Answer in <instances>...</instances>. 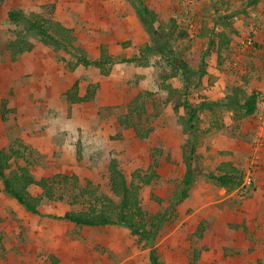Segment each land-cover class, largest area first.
<instances>
[{"label": "rangeland", "instance_id": "obj_1", "mask_svg": "<svg viewBox=\"0 0 264 264\" xmlns=\"http://www.w3.org/2000/svg\"><path fill=\"white\" fill-rule=\"evenodd\" d=\"M80 3L93 14L95 31L82 23ZM143 6L165 25L173 18L177 29L187 32L174 41L165 39L146 59L141 48L151 45L153 36L139 15ZM10 9L40 20L70 15L77 24L75 45L91 58L98 57L97 40L102 39L115 60L141 61L116 62L107 76L94 66L71 68L75 52L54 50L27 31L33 47L12 58L8 44L23 29L8 21ZM230 21L243 24L239 39L253 41L246 53L237 50L234 40L219 47L220 32L237 35ZM127 34L134 36L131 51L121 44ZM158 48L179 66L171 82L186 92L181 98L186 106L221 103L236 86L238 74L264 86V0H0V148L15 140L25 146L24 157L11 163L12 169L27 164L36 179L76 176L75 185H63L67 193H79L89 181L97 194L117 202L109 187L110 158L119 161L129 178L136 169L148 171L155 144L165 148L158 178L139 190L144 218L154 230L150 240L121 225L81 226L57 219L82 207L67 200H43L38 214L28 212L4 191L0 179V264H152V251L159 264H264V87L253 115L238 120L230 107L207 105L197 113L191 135L179 121L188 108L181 105L175 111L158 85V74L170 70ZM248 58L259 60L261 67L250 65ZM75 81L81 94L96 85L94 99L69 102L65 93ZM141 91L150 92L145 95V125L153 128L145 141L130 128L120 131L118 122ZM216 119L220 130L213 127ZM188 140L199 157L192 162L193 180L184 188L182 147ZM221 161L241 170L242 187L227 192L208 178Z\"/></svg>", "mask_w": 264, "mask_h": 264}, {"label": "trees", "instance_id": "obj_2", "mask_svg": "<svg viewBox=\"0 0 264 264\" xmlns=\"http://www.w3.org/2000/svg\"><path fill=\"white\" fill-rule=\"evenodd\" d=\"M139 15L146 18L147 22L144 21V25H147L153 36L152 44L141 48V53L143 55L141 57H144V59L147 58L145 55L146 53H149V51L153 53L165 39L174 41L187 35L186 31L177 29V22L173 18L165 25L163 21L146 6L139 9ZM7 18L9 22L17 26H22L23 29V31L19 30L15 39L8 44V49L12 58L17 57L25 51L31 50L33 47L28 36L24 33L27 31L35 34L41 43L52 46L54 50H64L68 53L75 52L77 60L72 63L71 68L78 65L85 67L94 66L101 75L107 76L110 73L112 64L116 62L141 61L140 57L115 60L112 55L107 53V48L105 46H101L100 55L92 59L87 56L82 48L75 45L76 38L73 34V30L53 19L40 20V18H34L32 15H27L19 9L8 10ZM155 22L159 23L156 28L153 26ZM228 43L229 39L226 32H220L219 47ZM167 46L169 47V45ZM165 52L166 50L158 48V53L166 56L165 60L169 63L170 70L162 69L159 74V85L167 90V101L172 100L175 102V111H178L180 105L188 108L186 116H179V121L183 125L185 132L191 135L195 134L197 113L202 107L207 105H223L230 107L235 110V118L238 120L251 116L256 112L260 93L256 90L247 92L244 78H242L243 84L233 87L231 93L228 94L221 103L202 102L195 107L186 106V104L182 102V97H185L186 92L174 89L165 82L168 78L179 74V66H177L176 62H174L171 57L169 58L167 56L168 54ZM96 88H98L96 85H88L85 93L81 95L79 93L78 81H75L70 89L66 91V99L71 103L89 102L95 97ZM148 94H150V92H139L127 105V112L121 116L118 121L120 125L119 128L121 129L120 131L130 128L135 133V136L143 141L147 140L153 131L152 126L145 125L148 121L145 119L147 112V100H145V95ZM220 123L219 119L212 122L216 130L221 129ZM22 148L25 149V146L20 140H15L13 143L9 144L8 147L0 148V179L4 191L14 198L26 211L38 214L43 200H67L72 207L76 205L82 207L78 210H68L64 212L63 215L56 216L57 219L81 226L121 225L129 228L133 234L139 235L143 239H152L154 230L148 227L146 219L144 218V211L140 205L139 190L142 185H148L158 178L157 168L160 163L159 156L164 153L165 149L162 144H155L152 147V159L148 171L136 169L131 172L129 178L120 167L119 161L115 157L110 158L108 164L109 187L113 195L118 198L117 202L106 194H97L96 188H90L92 186L89 181L87 185L83 186V189L79 193H67L65 191L67 187L64 188L63 185H75L77 182L76 176L56 174L52 177L36 179L27 164L19 165L16 169H12L11 163L24 157ZM182 152V160L186 167L182 186L186 188L195 175L192 162L199 157V154L196 151L195 144L191 142V140H188L187 144L182 147ZM77 153L80 158V151L78 150ZM208 178L214 181L217 186L224 188L227 192L239 189L243 185V173L231 161L218 162L216 165V172H209ZM33 187H39L40 193L33 194L31 192V188ZM86 193H91V195L84 198ZM97 204H99V206ZM199 227H201V225ZM157 259L155 251H152V264H159Z\"/></svg>", "mask_w": 264, "mask_h": 264}, {"label": "crops", "instance_id": "obj_3", "mask_svg": "<svg viewBox=\"0 0 264 264\" xmlns=\"http://www.w3.org/2000/svg\"><path fill=\"white\" fill-rule=\"evenodd\" d=\"M52 1H54L55 2V0H52ZM56 1H60V0H56ZM76 2H77V0H76ZM76 3L74 2V1H71L70 3H69V5L73 8H76V5H75ZM81 5H78L77 4V8L80 10V12H81V14L82 15H85V18H84V20H83V24H85L87 27H93V31H95L96 30V23H94L93 22V20H92V18H93V14H91L90 12H88L87 11V9L86 8H84L85 7V3H80ZM84 8V9H83ZM262 8V7H261ZM58 8H57V5H56V8L54 9V13H55V15H58ZM150 10H152V9H150ZM71 11L72 10H70V13H71ZM155 14H156V12L154 11V10H152ZM158 17V16H157ZM54 20H56V21H59V22H61L64 26H66V27H68V28H71L72 30H73V34H74V36H75V38L76 39H78V37H77V35H76V33H75V29H74V27H76V23L73 21V20H70V15H68L66 18H60V17H55L54 16V18H53ZM160 20H162V19H160ZM170 20H171V18H170ZM117 19H115L114 20V22H113V26L117 23ZM243 24H241L240 22H237V21H230V27H231V30L233 31V32H237V35L235 34V33H231V35H230V37L228 36V39H229V43L228 44H230V42H232L233 40H234V42H235V44H237V47H238V51H240V52H243L244 50H246V48H248V47H251V45L250 46H248L247 44H246V42L244 41V40H241V39H239L240 37H238L239 36V34L241 33V32H239L238 30L239 29H241V28H243V26H242ZM111 28V24H110V27H109V29ZM257 37H256V33L254 34V39H256ZM122 42H121V44L123 45V47L124 48H126V49H129V51H131V45L133 44V39H134V36H133V34H127V35H123L122 36ZM246 39V38H245ZM101 40L102 39H99V40H97L98 41V43H100L99 44V48L101 47V46H105L106 48H107V52L109 53V54H112V53H110V51H109V46H108V44L107 43H105V42H101ZM259 41V40H258ZM252 43H253V41H252ZM255 43H256V41H255ZM228 44H225L226 46L228 45ZM256 45H258L257 43H256ZM131 48V49H130ZM99 51H100V49H99ZM133 52V51H132ZM85 53L87 54V56H89L90 57V55H89V53L88 52H86L85 51ZM243 53H246V52H243ZM100 55V52H99V54H98V56ZM113 55V54H112ZM239 57H240V55H239ZM91 58V57H90ZM254 58V57H253ZM251 59V58H248V63L250 64V65H252L253 67L254 66H259V67H261V65H260V61L259 60H254V59ZM93 59V58H92ZM240 59H242V58H240ZM161 73V72H160ZM159 73V74H160ZM159 74H158V85H159V83H160V79H159ZM244 74H242V75H239L238 74V82H236V86H241L242 84H243V81H242V78H241V76H243ZM174 78H177V76H173V77H170V78H168L165 82L167 83V84H169V85H171V87L172 88H174V89H177V90H182L181 89V85L178 83V82H175V83H173V82H171V80L172 79H174ZM177 80V79H176ZM244 80H245V86L247 87V92H251L252 90H256V91H258L259 93H260V95L262 94V91H263V81H257L256 82V80H254V79H249V78H244ZM246 80H247V82H246ZM261 80V79H260ZM159 87L166 93V95H167V90H165V89H163L160 85H159ZM235 87V86H234ZM81 94V93H80ZM81 95H83V94H81ZM96 95V94H95ZM94 99V98H93ZM133 99V98H132ZM166 103H167V100L165 101ZM130 103V102H129ZM168 103H170V104H172L173 106L175 105V102L174 101H172V100H170ZM180 107H181V105H180ZM180 107L178 108V109H180ZM249 117V116H248ZM247 117V118H248ZM246 119H244V121H245ZM222 128V127H221ZM220 130V129H219ZM71 223V222H70ZM74 224V223H73Z\"/></svg>", "mask_w": 264, "mask_h": 264}, {"label": "built area", "instance_id": "obj_4", "mask_svg": "<svg viewBox=\"0 0 264 264\" xmlns=\"http://www.w3.org/2000/svg\"><path fill=\"white\" fill-rule=\"evenodd\" d=\"M246 44H247V45H251V44H252V40H251V39H248V40L246 41Z\"/></svg>", "mask_w": 264, "mask_h": 264}]
</instances>
